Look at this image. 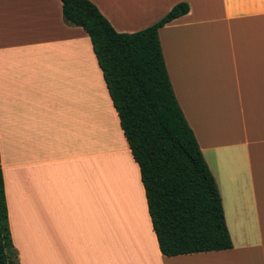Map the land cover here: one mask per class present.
Masks as SVG:
<instances>
[{
  "label": "crops",
  "instance_id": "1",
  "mask_svg": "<svg viewBox=\"0 0 264 264\" xmlns=\"http://www.w3.org/2000/svg\"><path fill=\"white\" fill-rule=\"evenodd\" d=\"M89 1L129 34L188 5L158 38L232 248L160 253L88 36L60 0H0V166L19 264H264V0Z\"/></svg>",
  "mask_w": 264,
  "mask_h": 264
},
{
  "label": "trees",
  "instance_id": "2",
  "mask_svg": "<svg viewBox=\"0 0 264 264\" xmlns=\"http://www.w3.org/2000/svg\"><path fill=\"white\" fill-rule=\"evenodd\" d=\"M62 19L88 36L165 257L232 248L215 181L172 90L158 30L186 15L179 3L153 25L116 32L89 0H60ZM0 264H19L0 166Z\"/></svg>",
  "mask_w": 264,
  "mask_h": 264
},
{
  "label": "rangeland",
  "instance_id": "3",
  "mask_svg": "<svg viewBox=\"0 0 264 264\" xmlns=\"http://www.w3.org/2000/svg\"><path fill=\"white\" fill-rule=\"evenodd\" d=\"M135 195H136V192L134 194L130 195L131 199H125L123 201V208H122L123 210L122 211L125 212V213L127 212L128 214H130V216H133L132 215L133 214L132 213V211H133L132 208L135 205V202L133 201V199H135Z\"/></svg>",
  "mask_w": 264,
  "mask_h": 264
}]
</instances>
